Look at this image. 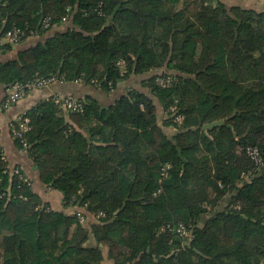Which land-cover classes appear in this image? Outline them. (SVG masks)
Here are the masks:
<instances>
[{"label":"trees","instance_id":"1","mask_svg":"<svg viewBox=\"0 0 264 264\" xmlns=\"http://www.w3.org/2000/svg\"><path fill=\"white\" fill-rule=\"evenodd\" d=\"M14 28L43 39L0 61L5 90L55 77L110 93L146 75L148 94L128 88L106 106L86 97L82 113L51 97L25 112L40 182L87 221L10 176L17 166L0 149V264H264V12L219 0H0V39Z\"/></svg>","mask_w":264,"mask_h":264},{"label":"crops","instance_id":"2","mask_svg":"<svg viewBox=\"0 0 264 264\" xmlns=\"http://www.w3.org/2000/svg\"><path fill=\"white\" fill-rule=\"evenodd\" d=\"M227 6H237L241 9L255 10L257 12H264V0H219ZM62 27H54L50 30L51 33L59 32ZM43 39V36H36L33 38H26L18 44H9L6 39L0 40V46L9 44L11 48L1 49L0 47V61H8L15 59L20 51H23L38 41ZM158 72V71H157ZM147 76L142 75L138 77L132 76L129 80L121 82L118 84L116 90L107 93L99 88H95L91 85L76 82H55L49 87L44 89H34L32 90L24 99L17 102L8 110L1 108V101L6 94L4 87L0 86V149L3 152L6 161L9 166H17L22 169L26 176L31 181V189L37 194L41 200L48 203L53 210L63 211L65 213L71 214L75 208L63 209L61 205L62 196L59 192L49 189L44 186L40 180L37 173V167L33 165L32 161L27 157L25 151L21 150L14 139L12 138L9 130V122L18 113L27 112L31 107L37 103L48 100L49 98L58 95L66 96L73 95L77 98L84 99L86 97H91L95 99L101 105H110L115 99L124 93L128 88H134L146 92L147 90L143 88L142 82ZM148 94V91H147ZM155 102V100H154ZM157 114V122L165 131V129H173V127L162 126L161 120L164 121L165 114ZM163 123V122H162ZM92 244V241L89 242Z\"/></svg>","mask_w":264,"mask_h":264},{"label":"built area","instance_id":"3","mask_svg":"<svg viewBox=\"0 0 264 264\" xmlns=\"http://www.w3.org/2000/svg\"><path fill=\"white\" fill-rule=\"evenodd\" d=\"M43 28H48L50 26V19L47 18L42 23ZM24 32L20 31L19 29H10L4 33L3 39H6L11 44H18L23 39ZM1 40V39H0ZM119 65H122V63H118ZM57 82L55 77H49L46 79H36L27 81L26 83H15L12 85L8 90H6V97L5 102L2 106L4 110H8L13 105H15L20 100L24 99L32 90L34 89H44L46 87H49L53 83ZM78 82V81H77ZM76 82V83H77ZM158 85L165 88L167 87L170 82L171 78H158L157 81ZM53 102L55 105L59 106L63 111L68 113H82L84 109V103L81 99L75 97V96H58L55 95L52 97ZM174 111L175 108H172ZM183 120V117L181 115H177L175 118V121L181 122ZM9 130L12 138L15 142H18V144L21 147V150L26 151L28 145L26 142V139L24 138L25 134L29 132L30 126H29V119L26 116L25 112L18 113L15 115L11 121L9 122ZM248 155H250L256 163L260 161L259 154L256 150H250L247 149ZM2 158L5 159L4 154L2 153ZM8 174L10 176L17 175L19 179H21L23 182H25L28 186H31L30 179L25 176V174H21L19 168H13L8 169ZM5 194H1L0 198H3ZM8 196V195H7ZM75 215L79 219L80 223H84L87 221V217L85 216V210L83 209H76ZM73 212V213H74ZM89 218V217H88ZM178 232L181 233V235H186L187 230L180 225L178 227Z\"/></svg>","mask_w":264,"mask_h":264},{"label":"rangeland","instance_id":"4","mask_svg":"<svg viewBox=\"0 0 264 264\" xmlns=\"http://www.w3.org/2000/svg\"><path fill=\"white\" fill-rule=\"evenodd\" d=\"M157 80H155V82H156ZM157 107H158V109H159V112H162L161 111V109H160V107H159V105H157ZM161 114H163V112L161 113ZM162 120H161V124H162ZM165 132H166V135L167 136H169V137H171L174 133H175V130H173V129H165ZM236 153H238V154H240L241 153V149L240 148H236ZM167 168V167H166ZM25 174V173H24ZM25 176H26V174H25ZM223 205H224V202H222V204L220 205V207L222 208L223 207ZM218 209H220V208H218ZM90 218V221L91 222H93V223H97V218H93L92 216H90L89 217ZM180 225H182V224H180ZM178 228V227H177ZM186 230H187V234L186 235H184V237H186V238H190V231L186 228Z\"/></svg>","mask_w":264,"mask_h":264},{"label":"water","instance_id":"5","mask_svg":"<svg viewBox=\"0 0 264 264\" xmlns=\"http://www.w3.org/2000/svg\"><path fill=\"white\" fill-rule=\"evenodd\" d=\"M223 125V122L222 121H217V122H213V123H208V124H205L203 126V129L204 130H208V129H214V128H217V127H220Z\"/></svg>","mask_w":264,"mask_h":264}]
</instances>
